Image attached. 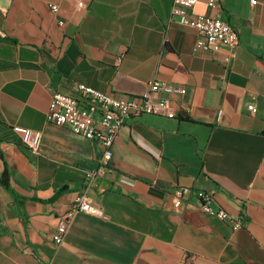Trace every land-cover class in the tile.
<instances>
[{
	"label": "crops",
	"instance_id": "1",
	"mask_svg": "<svg viewBox=\"0 0 264 264\" xmlns=\"http://www.w3.org/2000/svg\"><path fill=\"white\" fill-rule=\"evenodd\" d=\"M172 3L0 0V264H264V0L190 8L237 31L215 52L195 48ZM156 78L186 88L170 98L177 115L124 121L110 170L85 189L105 216L77 212L55 244L103 148L47 122L52 93L82 82L122 97ZM14 126L41 131L37 154ZM181 185L213 190L242 226L202 212L192 190L175 207Z\"/></svg>",
	"mask_w": 264,
	"mask_h": 264
},
{
	"label": "built area",
	"instance_id": "2",
	"mask_svg": "<svg viewBox=\"0 0 264 264\" xmlns=\"http://www.w3.org/2000/svg\"><path fill=\"white\" fill-rule=\"evenodd\" d=\"M198 0H173L171 18L180 23L189 25L197 31L195 48L204 52H215L221 48H233L237 44L238 36L235 28L227 21L209 15L194 14L190 8ZM255 3L256 0H251ZM209 6H215L216 0H208ZM53 11L58 10L56 4H51ZM62 23V21H60ZM76 95L54 91L51 95L46 120L56 125H68L73 133L86 139L97 140L102 145V153L96 168L85 174L86 187L78 194L68 208L60 215L53 235L55 244L63 242L73 217L77 212H86L95 216L104 217L102 206L95 204L86 194L89 185L97 178L103 177L110 170V160L113 155V145L124 121L139 114H163L170 118L177 112L170 99L172 96H181L186 93L184 86L175 85L161 79H153L144 92L116 97L114 94L98 90L85 83L76 84ZM163 95H158V94ZM251 112L256 111L253 103L248 104ZM13 129L21 135L22 141L28 149L37 154L40 149L42 133L22 126ZM190 190L197 197V207L208 216L227 220L232 228L242 226L241 215L230 213L223 207H213V190L191 189L188 185H181L172 193V203L179 207L184 195ZM41 264H51L42 262Z\"/></svg>",
	"mask_w": 264,
	"mask_h": 264
}]
</instances>
